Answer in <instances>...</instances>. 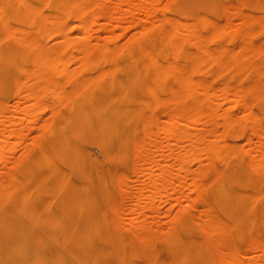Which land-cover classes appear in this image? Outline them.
<instances>
[{
    "label": "rangeland",
    "instance_id": "1",
    "mask_svg": "<svg viewBox=\"0 0 264 264\" xmlns=\"http://www.w3.org/2000/svg\"><path fill=\"white\" fill-rule=\"evenodd\" d=\"M44 1L36 4L40 19L49 21L44 34L37 28L36 34L25 33L33 16L14 26L24 37L36 35L49 49L10 50L5 83L0 85V105H7L4 123L0 121V142H5L4 151L0 149V215L5 220L0 225V264H45L39 251L55 239L86 238H105L102 264H264L258 246L237 241L256 234L264 237L262 220L258 223L262 228L254 232L209 228L203 238H213L210 242L163 241L169 223L181 229L182 199L191 187L188 180L179 191V175L172 168L177 163L174 155L183 151L176 136L185 126L176 125L175 117L184 104L217 112L214 121H203L194 129L210 141L212 132L222 127L223 115L230 112L247 130L234 140L218 135L219 140L238 145L232 153L243 158L241 166H264V10L254 7L260 0H218L215 12L200 21L198 31L194 26L178 27L179 21L186 22L184 14L171 10L180 0H150L157 5L153 16L147 8L150 18L144 9L148 0H121L120 8L127 14L117 23L111 22L109 11L117 7V0H67L65 8L79 14L69 17L68 23L77 25L80 17L86 19L87 28L53 35H49L51 19L59 9H48L45 4L50 0ZM98 1L112 8L98 24L88 26ZM140 4L145 6L139 9ZM176 39L184 43L181 52L170 48ZM68 40L72 48L62 49ZM135 40L152 50H141L139 42L132 44ZM85 42L129 49H77ZM224 78L238 88L244 82L248 107L230 103V95L217 96ZM202 80L207 90L198 95L199 102L190 99L188 83ZM55 93L61 99L52 109ZM36 106L34 122L30 112ZM141 145L142 155L151 154L156 163L169 156L172 164V179L159 198L151 194L149 184L151 173L162 168L146 160L135 169L132 165ZM232 153L224 151L227 158L215 160L219 169L239 167ZM198 167L194 161L183 174ZM203 180L212 182L209 174ZM245 193L264 202V190L259 194L258 185L248 186ZM137 205L142 209L133 215ZM202 209L199 200L189 208L198 220L205 218ZM130 218L149 222L151 230L130 226ZM114 223L120 225L119 233L113 232ZM146 237L158 241H139Z\"/></svg>",
    "mask_w": 264,
    "mask_h": 264
},
{
    "label": "bare ground",
    "instance_id": "2",
    "mask_svg": "<svg viewBox=\"0 0 264 264\" xmlns=\"http://www.w3.org/2000/svg\"><path fill=\"white\" fill-rule=\"evenodd\" d=\"M39 1L40 0H0V85L2 86L4 85L6 79L8 52L10 50L27 49L37 51L49 49V47L42 46L40 44L36 35L24 37L23 33L18 31L16 28L17 26H14L24 23L27 21V17L33 16L30 21V26L28 27L29 31H26L25 33L36 34L34 29L37 28L39 34H44L48 28L47 23L49 21L47 19H40V14L36 13V4L39 3ZM120 1L121 0L116 1L119 6L117 4V7H115V3V6L113 5L115 8L109 10L112 11L111 14L109 12L111 22L117 23L127 14L123 8H120ZM217 1L218 0H180L176 4L175 8L171 10V13L174 12L177 14H184L183 20L186 19V22L182 23V21H179L178 23H181L178 27L182 26L185 28V26H194L195 30L198 31L200 21L204 20L207 15H211L215 12ZM58 2L60 3L56 5ZM66 2L67 0H50L45 4L48 9H56V7L59 9L51 19L52 29L49 35H53L56 32H72L75 27H78L80 30L87 28L86 19L80 17H78L80 23L77 25H70L68 23L69 17L76 15L79 16V14L76 9L69 7L65 8ZM150 2L151 1L148 0L147 3L150 6L146 5V8L144 9H146V12L149 9L152 14L154 13V7L157 5L156 3L154 5L156 0H154V2ZM109 4H113V2H110ZM151 5L154 6L152 7ZM136 6L138 5L136 4ZM136 6L134 7L135 9ZM142 6L144 7L145 5L142 4L139 6V9ZM151 7L152 11L150 10ZM254 7L264 10V0H260L255 3ZM109 8H112V6L106 4L104 1L96 2L94 8L96 15L89 21L88 26L98 24L99 20L104 17L105 11ZM142 8L141 10L143 12L144 9ZM128 12L132 13L133 11L128 10ZM145 13L144 18L148 16L149 12H147L148 14ZM150 16L151 15L149 14L147 18H150ZM144 18L143 20L146 21ZM175 27L177 28L176 25ZM146 33L147 31L144 30L142 36H145ZM195 36L197 38L201 37L197 34V32L195 33ZM139 41L140 40H135L132 44L134 45ZM71 42V40H68L62 49H71ZM138 44V48L145 52H150L152 50V47H150L146 42H139ZM183 45L184 43L182 41L176 39L172 41L170 48L173 51L181 52ZM76 47L77 49L83 51H116L129 49V47H116L109 44L92 45L91 42H85ZM193 69L198 70V72L200 71V69L195 67ZM183 82L187 83L186 80H183L181 83L183 84ZM188 84H191L189 98L199 102L200 97L198 95L207 90L208 84L204 80L190 81ZM221 85L220 93L217 95L218 97L222 96L228 98L230 95V103L242 104L243 107H248L250 105L249 90L247 86H245L244 82H240L239 85L241 87L238 88L233 86L228 79L224 78L222 79ZM60 99V95L56 93L53 94L54 104L52 105V109L56 108L57 102L60 101ZM184 102V100H181L182 104ZM6 110L7 105H0V121L2 120L3 123L6 118ZM37 111L38 107L36 106L30 112V117L34 122L37 120ZM217 116V112L214 110L209 111L202 109V107L198 105L187 108L184 104L183 108H181V111L179 112V115L175 117L177 123L176 121L172 123L174 125L176 123V125L182 124L185 126L181 127L182 129L179 137L176 136L177 143H180L183 151L178 156H176V154L174 155V158L177 160L175 166L174 164H170L169 156H165L162 163H156V160L151 154L147 156L143 153L142 155L143 145L138 148L137 153L133 157L132 165L134 169L144 160L150 161V163L155 161L153 163H156L162 168L159 173H155L154 171L151 173L149 191H151V194H154L155 197H161L167 184L171 181L172 175L171 171H169V167L171 165L176 174L179 175V191H184L188 180L190 182V193L184 195L182 199V204H184V208L180 213V223L182 227L181 229H177V225L175 223H169L167 236L163 238V241L170 243L210 242L214 239L211 237L203 238V235L207 231L210 232L209 228L214 227L216 228V231L232 228L233 231L248 232H254L257 228H262L258 223L261 222L260 220L264 222V217L261 215H264V202L258 201L257 197L249 198L245 193V189L250 185H258L259 194L264 190V177L262 176L264 175V166L258 165L257 167H254L251 163L248 164L249 166L243 164L241 166L240 164L243 161V158L241 159L238 155L232 153L238 145L235 142H221L219 140L220 138H218V135H220L221 137L234 140L239 133H244L247 130V126L242 125L239 120H236L229 112L223 115L224 119L222 127L212 132L213 139L211 141L206 138L205 134L194 130L199 123L203 121H214ZM251 124L252 125L249 129L253 130L254 121ZM230 126H235V128L230 131L228 129ZM4 132L5 131L3 130V135ZM187 145H189V148H187ZM4 148L5 142L2 140L0 142V149L4 151ZM164 148L166 147L164 146ZM164 148L162 147V152L164 151ZM224 151L230 152L234 155L232 159H235L234 161L238 163L239 167L230 169L229 171H222L218 168L215 160L226 159L227 155H222ZM205 158H208L209 162H205ZM1 161H3L2 158H0V162ZM194 161L199 163V167L184 175L183 172H188V165ZM141 172L143 173V170ZM0 173H3V169H0ZM206 174L211 176L212 182L209 183L210 185L206 184L203 180V177ZM146 189L148 190V188ZM211 191L214 193L209 195ZM1 193L2 191L0 190V196ZM196 200L201 201L204 205L202 213L205 215V218L202 217L199 220L194 219L189 210L192 203ZM140 207L142 209V206L140 205H137L133 209V215L138 214L137 212ZM151 208H153V205ZM216 214H219V216H215ZM214 218H217L216 222L212 221ZM4 223L5 220L0 215V225H3ZM128 224L143 232H149V230H151L149 222L147 221L136 222L134 218H130ZM120 230V225L118 223H114L113 232L119 233ZM211 232H213V229H211ZM208 234L210 235V233ZM257 235L258 234H256L255 237L238 239L237 241L247 242L251 246H258L262 251L261 258L264 260V237H257ZM103 239L105 238H86L80 240L55 239L52 241V244H50V247H45L39 252L42 254L45 264H102ZM139 241H141V243H148L157 242L158 240L154 237H146L139 239ZM218 241L222 242L225 241V239H218Z\"/></svg>",
    "mask_w": 264,
    "mask_h": 264
}]
</instances>
